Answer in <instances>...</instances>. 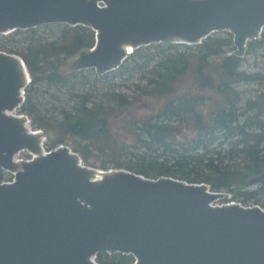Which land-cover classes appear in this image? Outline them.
I'll list each match as a JSON object with an SVG mask.
<instances>
[{
    "label": "water",
    "instance_id": "obj_1",
    "mask_svg": "<svg viewBox=\"0 0 264 264\" xmlns=\"http://www.w3.org/2000/svg\"><path fill=\"white\" fill-rule=\"evenodd\" d=\"M48 23L94 30L73 68L104 74L127 48L193 45L220 31L243 57L264 30V0H0V34ZM29 77L20 55L0 51V167L16 171L0 184V264H99L98 252L132 255L131 264H264V208L214 204L225 193L204 182L124 168L95 180L98 169L67 144L45 150L14 113ZM21 150L33 158L15 161ZM249 183L264 189V171Z\"/></svg>",
    "mask_w": 264,
    "mask_h": 264
},
{
    "label": "trees",
    "instance_id": "obj_2",
    "mask_svg": "<svg viewBox=\"0 0 264 264\" xmlns=\"http://www.w3.org/2000/svg\"><path fill=\"white\" fill-rule=\"evenodd\" d=\"M49 32L54 36H48ZM3 39L8 46L2 45L0 50L20 55L33 83L44 80L49 85L70 87L74 82L81 81L78 75L84 72L77 70L67 74L62 71V67L70 58L91 49L96 42V33L90 27L82 25L48 23L0 34V41ZM150 45L134 49L114 73L124 74L135 70L143 72L145 67L150 66L147 69L149 76L141 77L147 78L146 84L137 86L144 95L167 100L159 103L156 116H146L140 120L131 119L128 121V128H131L130 135L135 145L150 151L161 150L165 155H172L174 161L169 164L171 158L165 161L157 159L145 161L144 158L138 167L120 162L116 163L114 168H126L149 177L171 176L188 182H204L213 191L234 193V198H241L240 201L244 204L255 199L258 190L244 191L241 187L249 183L250 178L264 171V120L260 119H264V92L247 99V110L252 112L247 118L253 120L258 131L249 130L251 124L248 121L240 124L239 114L234 108L238 100H242V92L237 90L236 86L243 81L255 80L260 75L246 73L241 69L245 57L233 54L236 49L233 34L229 31H220L208 36L201 43L181 44L179 46H182L183 50L162 56L154 63L148 56L149 52L140 56L145 59H137V54L152 46H178L172 43ZM262 49L264 30L259 38L248 41L245 55L254 54ZM189 71L194 74L192 80L188 81L191 88L202 91L214 88L217 92L215 100L219 101L206 116L197 109L198 100H202L203 96L177 95L176 88L180 81H186ZM82 77L89 82L90 88H87L86 92L76 93L80 97V105L76 106L74 111L62 108L61 116L48 118L42 115L34 103L33 88L28 86L25 88V99L18 111L31 117L33 127L52 132L49 141L44 142L46 150H52L71 140L79 141L80 144L75 145L73 150L82 152L81 158L86 164L88 156L83 149L89 145L99 148L98 142L103 138L108 142H118V138L108 130L106 123L112 115L110 110L113 107L124 108L129 101L125 94L114 91L110 92V98L108 97L106 101H93L95 98L93 91L101 81L96 79L91 81L85 76ZM102 78L105 80L103 83L112 89L113 84L108 83L105 75ZM111 98L114 100H109ZM226 103L228 107H224ZM215 141L218 146L225 143L229 146L209 149V144ZM202 146L205 148L204 151L198 153L196 149ZM235 156L244 159L241 167L224 162L225 158L232 159ZM98 168L107 170L109 165L105 164ZM234 186H237L238 190H234ZM96 261L99 264H131L134 257L118 252L111 254L98 252Z\"/></svg>",
    "mask_w": 264,
    "mask_h": 264
},
{
    "label": "rangeland",
    "instance_id": "obj_3",
    "mask_svg": "<svg viewBox=\"0 0 264 264\" xmlns=\"http://www.w3.org/2000/svg\"><path fill=\"white\" fill-rule=\"evenodd\" d=\"M48 36L53 37L54 34L52 32H49L47 34ZM6 40L3 39L0 41V49L2 48V45H5ZM163 45H166L168 43H162ZM175 45H178L177 47L172 46H162V47H150L145 50H143L141 53L137 54V59H145L140 58V56H144L145 52H149L148 56L151 58V62L154 63L158 58L165 56L167 54L173 53L177 50L184 49L180 43H172ZM8 46V45H5ZM3 46V47H5ZM151 46V45H150ZM1 51V50H0ZM3 51V50H2ZM131 54V53H130ZM129 56V55H128ZM127 56V57H128ZM245 57L243 61V65L241 67L242 70H244L246 73H258L260 76L256 78L255 80L246 82H240L236 89L242 92V100H238V103L235 105V109L237 113L239 114V122L240 124L246 123L248 121L251 125L249 130H257L255 129L256 124H254L252 119L247 118L252 112L247 110V99L253 98L257 93L264 92V49L258 50L254 54L244 55ZM76 56L70 58L66 65L62 67V71L69 74L72 72H77L76 69L73 68V63L75 62ZM149 67H145V71L141 72L140 70H135L132 72H125L124 74L114 73L115 71H109L104 74H98L95 70L89 69H82L84 74H79L78 77L81 78V81H76L72 86L65 87L59 84L55 85H49L46 81H37L36 83H33L32 77L30 75V79L28 81V87L33 88L34 93V103L40 110L41 114L48 117H58L61 116V110H68V111H74V108L78 105H80V97L76 95L77 92L85 91L87 88H90L89 82L84 80L82 76H85L89 78V80H99L101 82H98V87L96 90H94L95 98L93 101H106L108 100L110 92L114 91L116 93L125 94L128 98L129 103L123 108V107H113L112 115L107 120V127L108 130H110L111 133L115 137L118 138V142H108L106 139H102L100 142H98L99 148L89 145L87 148L83 149L86 155L88 156V162L86 165H89L91 167L97 168L100 171H103L102 168H98L100 166H103L107 164L109 165V169H116L114 168V165L116 163H122V164H131L135 167H138L142 164L143 159L145 158V161H151L154 159H157L158 161H165L170 160L169 164H171L174 161V158L172 155H165L162 153L161 150H147L143 147H138V145H135L133 143V139L131 137V128H128V121L131 119L140 120L145 118L146 116H156L158 114L159 109V103L163 102L164 100H167L166 98H157L155 96L147 95L144 93L142 94L140 92V88L137 85H145L147 82V78H142L143 75L149 76V73L147 69ZM29 72V71H28ZM30 74V73H29ZM105 75V79L113 84V88L109 87L108 84H104L105 80L102 78V76ZM192 71H189L187 74V78H185L186 81L182 82L180 81V84L177 86V95H185V94H194L203 96L202 100H198L199 105L197 109L200 112H203L204 115H208L210 112V109L217 103L219 100H215L217 93L214 88H207L203 91L197 88H191L188 81H191L192 79ZM140 89V90H139ZM74 92V94H73ZM110 98V97H109ZM25 99V98H24ZM114 100V99H109ZM159 100V101H158ZM221 103V102H220ZM219 103V104H220ZM218 105V104H217ZM107 106V105H106ZM114 106V105H113ZM224 107H228L227 103L224 104ZM17 110L14 113L17 114H23L28 117L29 120H31L30 116L22 113ZM262 121L263 118H260ZM31 127L33 128L32 124ZM100 128H102L101 125H99ZM35 129V127L33 128ZM39 129V128H36ZM245 130H248V128H245ZM41 131L45 134V141H49L50 137L52 136V132L50 130H44L41 129ZM181 136L179 135V138ZM115 139V138H114ZM44 141V142H45ZM72 150L75 145H79V141L77 140H71L66 143ZM84 144V143H82ZM228 144L225 143L223 146H218L217 141L210 143L208 148L209 149H218L221 148H228ZM102 148V149H101ZM204 146L199 147L196 149L198 153H201L204 151ZM220 149V148H219ZM79 153V152H78ZM81 153H79L81 157ZM29 156L32 157V155L29 154L28 151L23 150L17 153L16 157L18 159H29ZM216 156V155H215ZM225 163L229 164H236L239 167H241L244 164V159L240 156H235L232 159L225 158ZM85 163V162H84ZM126 169V168H124ZM0 176L4 178V176H8L7 173L1 172ZM260 184H250L247 183L241 187V190L244 191H251V190H258L259 193L256 196L255 199H251L247 202L248 205H259L262 208H264V189H260ZM234 190H238L237 186H234ZM225 193V197L222 199H219L214 202V204H222L229 201H240L241 198L235 199L234 193L223 191ZM228 200V201H227Z\"/></svg>",
    "mask_w": 264,
    "mask_h": 264
},
{
    "label": "flooded vegetation",
    "instance_id": "obj_4",
    "mask_svg": "<svg viewBox=\"0 0 264 264\" xmlns=\"http://www.w3.org/2000/svg\"><path fill=\"white\" fill-rule=\"evenodd\" d=\"M21 106V105H20ZM20 106L19 107H17L18 109L20 108ZM17 108H16V110H17ZM15 110V111H16ZM14 111V112H15ZM15 114H17V113H15ZM31 120H30V123H29V125H30V127H31ZM34 128V127H33ZM32 127H31V129H33ZM34 130H36V129H34ZM21 151H23V150H21ZM27 151V150H26ZM20 152V151H19ZM18 152V153H19ZM29 152V151H28ZM29 154L30 155H32V157H30L29 156V159H25V160H31L32 158H33V154H31L30 152H29ZM16 155H17V153L15 154V156H14V159H15V161H17V162H19V160L20 161H24L23 159H18L17 157H16ZM17 158V159H16ZM8 170V171H7ZM11 171V172H10ZM1 172H4V173H7V177L6 176H4V178L3 177H1L0 176V184H3V181H11L12 180V182H14L15 181V177H16V171H12V170H9V169H6V168H3V167H0V173ZM14 174H13V173ZM14 178V179H13ZM12 182H5V183H12ZM223 192V191H222ZM230 202H232V201H229V202H226V203H230ZM238 202H241V201H238ZM244 204V203H243ZM258 205V204H257ZM243 206H250V205H248V204H244ZM259 206V205H258ZM261 207V206H260ZM262 208V207H261ZM96 256H97V254H96ZM95 261H96V257H95ZM97 262V261H96ZM98 263V262H97Z\"/></svg>",
    "mask_w": 264,
    "mask_h": 264
},
{
    "label": "bare ground",
    "instance_id": "obj_5",
    "mask_svg": "<svg viewBox=\"0 0 264 264\" xmlns=\"http://www.w3.org/2000/svg\"><path fill=\"white\" fill-rule=\"evenodd\" d=\"M125 48H127V47H125ZM126 51H127V55H129V54L131 53V50H129L128 48L126 49ZM29 123H30V120L28 119V120L26 121V126H27V128H29L30 130H33L34 133H35L36 135H38V136L41 135V140L44 142V141H45V137H44V136L42 137V135H45L44 132L41 131V130H34V129H31ZM16 159H17V158H16ZM19 162H21V161L19 160ZM104 173H105L104 171H100V170H98L97 173H96L95 180L101 178L102 174H104Z\"/></svg>",
    "mask_w": 264,
    "mask_h": 264
},
{
    "label": "built area",
    "instance_id": "obj_6",
    "mask_svg": "<svg viewBox=\"0 0 264 264\" xmlns=\"http://www.w3.org/2000/svg\"><path fill=\"white\" fill-rule=\"evenodd\" d=\"M32 154V153H31ZM8 171V170H7ZM11 172V171H10ZM13 173V172H12ZM14 174V173H13ZM14 179V178H13ZM5 182H12V180L11 181H3V183H5ZM232 202H236V201H232ZM236 203H239L240 205H244L242 202H236ZM95 257H96V255H94L93 257H92V259L93 260H95Z\"/></svg>",
    "mask_w": 264,
    "mask_h": 264
}]
</instances>
